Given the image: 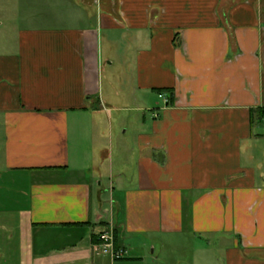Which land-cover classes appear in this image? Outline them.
<instances>
[{
  "label": "crops",
  "instance_id": "obj_1",
  "mask_svg": "<svg viewBox=\"0 0 264 264\" xmlns=\"http://www.w3.org/2000/svg\"><path fill=\"white\" fill-rule=\"evenodd\" d=\"M55 1L0 20V264H264V0Z\"/></svg>",
  "mask_w": 264,
  "mask_h": 264
},
{
  "label": "rangeland",
  "instance_id": "obj_2",
  "mask_svg": "<svg viewBox=\"0 0 264 264\" xmlns=\"http://www.w3.org/2000/svg\"><path fill=\"white\" fill-rule=\"evenodd\" d=\"M55 0H0V20L4 21L7 20L9 17L14 18L15 22H20L21 24H24V21L21 19H27L28 24H34V23H47V22H53L57 17H59L58 12L60 11L56 5ZM9 13V14H8ZM11 14V15H10ZM9 15V16H7ZM107 77L104 76V79L102 78V84L101 87L103 88L105 94H109L112 91V83H119L118 79V73L116 69L110 68L108 71L105 72ZM118 112H113L114 116H117ZM122 115L124 114L125 117L130 115V112H122ZM120 116V115H119ZM118 116V117H119ZM118 119V118H117ZM121 121H123V116L120 118ZM109 123V121H107ZM118 125L115 127V132L112 135V132L109 131L108 139L111 140L113 137L114 144L118 145L117 143L120 141V137H124L122 135V130L120 122H116ZM127 126V125H126ZM115 138V139H114ZM100 180L103 181V184L108 188L110 186L109 177L105 176V178H100ZM107 198L109 197V191L106 192ZM191 248V244L188 246L186 250H189ZM174 254L177 256L175 258L180 257L182 255L181 253L184 251V248L181 249L179 247L173 248ZM180 259H182L180 257ZM182 260L179 261L178 264L181 263ZM176 264V263H175Z\"/></svg>",
  "mask_w": 264,
  "mask_h": 264
},
{
  "label": "built area",
  "instance_id": "obj_3",
  "mask_svg": "<svg viewBox=\"0 0 264 264\" xmlns=\"http://www.w3.org/2000/svg\"><path fill=\"white\" fill-rule=\"evenodd\" d=\"M160 97H164L165 101L168 102V99L165 97L164 94H159ZM101 249L103 253L110 254L114 259H121L125 256L126 250L116 245L115 235L112 230L104 232L101 236Z\"/></svg>",
  "mask_w": 264,
  "mask_h": 264
},
{
  "label": "trees",
  "instance_id": "obj_4",
  "mask_svg": "<svg viewBox=\"0 0 264 264\" xmlns=\"http://www.w3.org/2000/svg\"><path fill=\"white\" fill-rule=\"evenodd\" d=\"M116 238V237H115Z\"/></svg>",
  "mask_w": 264,
  "mask_h": 264
}]
</instances>
